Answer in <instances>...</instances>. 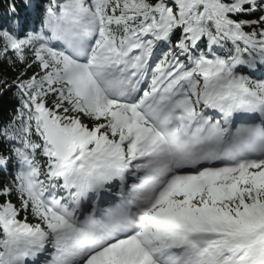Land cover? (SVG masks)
<instances>
[{
    "label": "snow or ice",
    "instance_id": "6c2138e0",
    "mask_svg": "<svg viewBox=\"0 0 264 264\" xmlns=\"http://www.w3.org/2000/svg\"><path fill=\"white\" fill-rule=\"evenodd\" d=\"M0 264H264V0H9Z\"/></svg>",
    "mask_w": 264,
    "mask_h": 264
},
{
    "label": "trees",
    "instance_id": "16d2710c",
    "mask_svg": "<svg viewBox=\"0 0 264 264\" xmlns=\"http://www.w3.org/2000/svg\"><path fill=\"white\" fill-rule=\"evenodd\" d=\"M9 0H0V19L5 18ZM6 75L12 78L14 73L6 65H0V76ZM15 88L11 91L0 95V120H6L12 113L13 109L18 107V102L14 96Z\"/></svg>",
    "mask_w": 264,
    "mask_h": 264
}]
</instances>
